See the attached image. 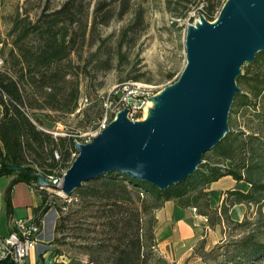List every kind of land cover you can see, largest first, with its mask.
Wrapping results in <instances>:
<instances>
[{"label":"trees","instance_id":"1","mask_svg":"<svg viewBox=\"0 0 264 264\" xmlns=\"http://www.w3.org/2000/svg\"><path fill=\"white\" fill-rule=\"evenodd\" d=\"M164 5L171 18L179 21H192L189 13L195 7L206 21L213 22L222 8L221 0H164ZM131 11V0H103L95 6L89 22L86 0H65L56 10L41 11L33 22L21 14L12 20V41L7 52V44H1L0 49V178L12 177L4 193L7 214L11 213L13 187L24 183L41 197V204L34 209L38 220L50 209L57 213L52 243L83 254L88 264H156L162 258L155 250L154 213L165 202L173 201L181 209L194 208L208 216L207 187L230 176L249 184V190L228 191L224 200L228 206L221 210L222 215L243 204L253 206L257 218L254 223H245L248 229L253 226L251 234L219 247L221 259L214 264L264 261V137L234 130L232 118L240 109L254 110L256 101L264 98V52L256 54L235 79L239 92L227 117L228 131L207 152L211 159H206V153L202 155L203 163L183 181L160 190L112 172L82 184L65 198L51 195L52 199L42 190L45 187L38 185V178L44 176L48 187L58 190L59 180L77 156L76 142L82 143L76 130L51 134L37 118L38 113L74 114L79 100L78 79L87 75V68L92 65L108 71L115 59L127 60L144 27L142 8L134 10V19L122 28L115 46L94 34L97 27L106 26L115 17L122 20ZM31 37L37 44L26 43ZM94 38L99 44L91 42ZM92 46L94 51L84 56L85 48ZM141 78L128 76L125 81L138 82ZM255 117L263 129L264 113H255ZM236 158L238 166H223L222 161ZM60 253L55 250L54 256ZM0 264L13 263L6 260Z\"/></svg>","mask_w":264,"mask_h":264},{"label":"water","instance_id":"2","mask_svg":"<svg viewBox=\"0 0 264 264\" xmlns=\"http://www.w3.org/2000/svg\"><path fill=\"white\" fill-rule=\"evenodd\" d=\"M185 50L186 66L163 90L153 118L133 122L123 111L91 142L75 145L77 156L58 183L64 197L112 172L160 190L194 172L228 131L238 68L264 52V0L225 3L213 22L187 28ZM37 183L48 187L44 176Z\"/></svg>","mask_w":264,"mask_h":264},{"label":"rangeland","instance_id":"3","mask_svg":"<svg viewBox=\"0 0 264 264\" xmlns=\"http://www.w3.org/2000/svg\"><path fill=\"white\" fill-rule=\"evenodd\" d=\"M64 1L0 0V49L1 44H7L5 52L9 48V44L12 41V38L9 36L11 22L17 14H21L23 17L26 15L33 22L41 11L46 8L50 11L56 10ZM101 1L103 0H86L89 22L91 21L95 6ZM227 1L221 0V7ZM131 5L132 11L122 20L115 17L106 26L97 27L94 34V37L100 36L101 40L105 41V44L112 47L115 46L122 28L134 19V10L142 8L144 10V27L136 39L135 47L128 51L127 60L118 62L115 59L113 67L108 71H104L100 67L95 68L92 65L87 68V75L78 79L79 100L77 108L80 111L72 115L52 112L38 113L37 118L43 122L46 129L54 130L61 134L76 130L82 142L90 138L92 140L95 137L94 135L100 130L102 118L100 116H102L105 98L113 87L123 82H129L130 80L125 81L126 77L142 76L138 82L152 88V97L173 86L179 79L186 66L185 39L187 28L189 26H196L199 24L198 22H200L201 18L204 19V17L193 7L189 13L192 21L187 19L174 20L166 12L164 0H131ZM218 13L215 14V19ZM175 21L177 23H174ZM94 40L95 38L91 42H95ZM26 43L37 44V40L31 37ZM94 44H99V42L96 41ZM94 49L95 46L91 48L86 47L84 56L89 52H93ZM124 52L123 49L122 53ZM248 64L247 62L243 63L238 68L239 75L243 73ZM170 74L172 77L169 79L167 76ZM255 113H264V98L256 101L254 110L240 109L232 115L236 124L234 130L243 131L247 134L253 133L257 135V133H261V136L264 137V128L260 129L258 126L259 123L255 117ZM142 116L143 112L138 118L127 119L133 122H141ZM77 144L81 143L77 141L75 145ZM209 158L211 159L210 153L206 155V159L208 160ZM222 164L227 168H233L234 165L238 166L239 159L222 161ZM224 178L235 181L230 176ZM229 180L222 181L217 187L223 189ZM235 182L240 183V188L232 190L241 191L242 189L244 190L242 192L249 190V184L246 182ZM42 190H45L50 195L48 196L49 199H52L51 195L64 197L61 192L49 187H45ZM207 191L209 194L208 216L200 215L198 210L194 208H187L193 214L204 217L205 221L193 228L195 229L194 236H191V234L188 236V243L184 242V247L178 253L173 249L171 250L170 243H166L163 246L162 239L166 240L165 232L169 227L158 226L156 213L159 209L154 213L155 250L158 256L162 258V261L156 264H214L221 259L219 247L225 244H234L253 232V226L248 229L245 224L246 222L254 223L257 218L253 206L236 205L228 209L227 214L224 216L221 210L224 211V208L228 206V202L226 203L224 200L227 197L226 193L230 190H213L211 195L208 187ZM52 212L55 214L54 219L56 221L58 216L53 209H50L45 215L53 216ZM168 231L171 233L172 230L169 228ZM182 237L185 238V234ZM51 240L43 239L46 242L44 246L49 252L48 256L55 260V264H88V259L83 254L75 252L68 246L52 243ZM55 250L61 253L54 256ZM257 264H264V261Z\"/></svg>","mask_w":264,"mask_h":264},{"label":"built area","instance_id":"4","mask_svg":"<svg viewBox=\"0 0 264 264\" xmlns=\"http://www.w3.org/2000/svg\"><path fill=\"white\" fill-rule=\"evenodd\" d=\"M2 64L0 58V68ZM151 89L148 85L130 81L113 87L104 100L100 130L94 136L101 133L123 111L131 120L142 115L148 99L152 97ZM79 111L77 108L76 112ZM49 131L54 136L59 134L54 130ZM89 142H91V138L81 144ZM54 156L56 159L58 158L56 154ZM32 191L34 190L32 189ZM193 211L195 212V210ZM43 229L42 218L39 220L35 216L11 218L8 234L0 243V261L8 260L13 264H38V262L39 264H55V260L48 256L49 252L44 246L46 242L43 241L42 237Z\"/></svg>","mask_w":264,"mask_h":264},{"label":"crops","instance_id":"5","mask_svg":"<svg viewBox=\"0 0 264 264\" xmlns=\"http://www.w3.org/2000/svg\"><path fill=\"white\" fill-rule=\"evenodd\" d=\"M2 115V108L0 106V118ZM0 150L2 146L0 143ZM12 177H2L0 178V243L2 239L7 236L9 229V222L11 218H31L34 217V209L41 204V197L35 191L24 184H16L11 193V213L7 214L4 193L11 181ZM229 180L227 178H222L219 181L212 183L208 186L211 192L215 191H226L232 189L240 188V183H236L233 180L227 181L224 188H218L217 185L222 181ZM241 191H244L241 189ZM53 216L44 215L42 217L43 221V239L51 240L53 238V229L55 225V219ZM157 225L160 227H169L171 233L168 230L166 233V240L162 239L164 245L170 243L171 250H175L177 253L181 251L184 247V242H187L188 236H194L193 229L199 224H202L205 220L204 217L200 215H195L190 212V209H181L173 201L165 202L163 207L160 208L156 213ZM174 232V233H173ZM185 234V238L182 235ZM173 247V248H172Z\"/></svg>","mask_w":264,"mask_h":264},{"label":"bare ground","instance_id":"6","mask_svg":"<svg viewBox=\"0 0 264 264\" xmlns=\"http://www.w3.org/2000/svg\"><path fill=\"white\" fill-rule=\"evenodd\" d=\"M230 0H228L227 2H229ZM226 2V3H227ZM199 24H197L196 26L193 27H198L201 25L202 23V19L200 20V22H198ZM215 23V22H214ZM163 94V92H160L159 94L153 96L152 98L148 99L147 105L145 106L144 110H143V116H142V121H146L149 120L151 118H153L155 115V110L157 108L163 107L164 102L160 100V96Z\"/></svg>","mask_w":264,"mask_h":264}]
</instances>
